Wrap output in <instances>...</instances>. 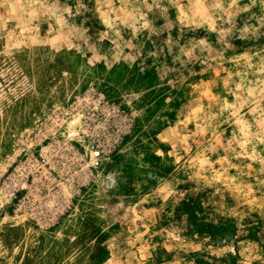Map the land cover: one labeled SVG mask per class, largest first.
<instances>
[{
  "label": "rangeland",
  "instance_id": "374dc122",
  "mask_svg": "<svg viewBox=\"0 0 264 264\" xmlns=\"http://www.w3.org/2000/svg\"><path fill=\"white\" fill-rule=\"evenodd\" d=\"M0 264H264V0H0Z\"/></svg>",
  "mask_w": 264,
  "mask_h": 264
}]
</instances>
